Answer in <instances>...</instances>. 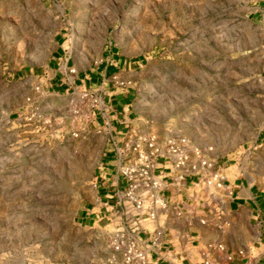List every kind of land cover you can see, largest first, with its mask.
<instances>
[{"label": "rangeland", "instance_id": "rangeland-1", "mask_svg": "<svg viewBox=\"0 0 264 264\" xmlns=\"http://www.w3.org/2000/svg\"><path fill=\"white\" fill-rule=\"evenodd\" d=\"M258 1L0 0V264H110L100 234L74 221L102 153L97 135L80 137L96 99L70 90L52 107L26 76L60 28L86 68L110 47L138 62L139 130L264 184V54L247 16Z\"/></svg>", "mask_w": 264, "mask_h": 264}, {"label": "crops", "instance_id": "crops-1", "mask_svg": "<svg viewBox=\"0 0 264 264\" xmlns=\"http://www.w3.org/2000/svg\"><path fill=\"white\" fill-rule=\"evenodd\" d=\"M263 1L247 12L253 19L251 25L254 23L261 32L262 54ZM68 41L67 30L60 28L42 73L37 70L26 76L39 87L38 99H50L52 107H57L70 90L77 98L94 95L96 99L94 109L88 100L82 111L87 120L80 128V137L83 143H91L92 135H97L102 153L88 192L76 210L75 223L100 234L106 244L116 231H133L136 245L148 255V264H203L204 259L212 264H244L250 258L255 264H264V184L219 161L214 162V170L224 179L221 188L216 189L194 176L175 184L170 163L157 158L153 174L162 179L160 194L165 207H157L153 218L126 214L120 205L126 186L120 166L127 159V146L146 134L138 128V62L110 47L103 62L96 67L89 63L86 68ZM250 50L245 46L243 53ZM258 77L264 83V68ZM157 233L160 235L153 244Z\"/></svg>", "mask_w": 264, "mask_h": 264}, {"label": "built area", "instance_id": "built-area-1", "mask_svg": "<svg viewBox=\"0 0 264 264\" xmlns=\"http://www.w3.org/2000/svg\"><path fill=\"white\" fill-rule=\"evenodd\" d=\"M125 153L127 159L120 166V172L126 186L120 205L132 217L153 218L157 207H165L160 194L162 179L153 174L157 158H164L170 163L175 174L173 180L177 185L188 176L197 177L206 186L216 189L221 188L223 183V176L214 170V161L181 136L161 139L155 134H141L127 146ZM133 235V231H116L108 238L110 264H148L147 253L138 248ZM159 235L155 234L153 244ZM203 264L212 263L204 259ZM244 264H255V260L250 258Z\"/></svg>", "mask_w": 264, "mask_h": 264}]
</instances>
